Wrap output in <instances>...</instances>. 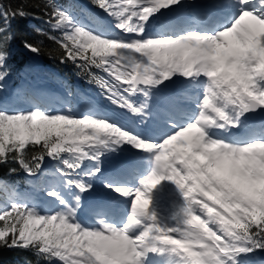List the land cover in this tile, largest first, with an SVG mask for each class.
I'll list each match as a JSON object with an SVG mask.
<instances>
[{
  "label": "snow or ice",
  "instance_id": "6c2138e0",
  "mask_svg": "<svg viewBox=\"0 0 264 264\" xmlns=\"http://www.w3.org/2000/svg\"><path fill=\"white\" fill-rule=\"evenodd\" d=\"M96 2L100 9L107 12L110 16L118 18V23L115 25L116 28L123 30L125 33L138 34V38L125 40L122 36L110 37L109 34L103 31H94L70 23L71 18L69 15L55 6L52 16L56 17L55 27L64 26L65 29H70L65 31L62 45L68 57L73 61L77 57L86 60L88 64L102 68L118 82L110 86L105 82V86L111 94L109 96L110 99L114 96L117 98L115 102L121 103L124 108L131 110L133 113L140 114L143 106H137L128 97L140 91L142 85L159 84L162 80L168 79L176 73L182 74L186 78L204 75L208 80V84L200 102L199 115L193 121H196L197 117H201L200 122L203 124L202 113L203 116L211 115L218 122L221 121V117L214 109L221 107L222 101L215 91L212 80L206 75L204 66H197L190 59L179 56L174 47L164 43L167 38H175L185 35L187 32L180 35H144L145 23L149 20V17L160 9L178 4L179 0H96ZM229 3L235 5L237 11L217 30L229 28V32L224 34L226 41L233 39L231 26L237 21L240 8L259 7L257 0H246L243 5H241V0H229ZM258 14L264 16V11H260ZM16 15L25 16L27 14L22 9L12 10L0 6V34L9 33L5 39H11L8 26L10 25V19ZM133 18H136L135 21H133ZM130 21H133V23L130 24ZM215 32L209 33L214 34ZM69 41L71 43H68ZM24 47L32 52L38 51L36 47L27 41ZM218 48L225 49V43H219ZM88 50H91V59L88 58ZM136 53L140 55L137 56ZM5 55L6 53L0 50V67L4 66ZM3 76L4 73L0 71V79ZM121 81L122 83H119ZM257 86L260 90H264L259 80L257 81ZM246 90L251 93L256 89ZM125 94L128 95L126 96ZM143 94L147 96L148 92L144 91ZM226 103L233 106L235 117L226 120L225 126H235L239 116L244 112L264 108V100H257L251 94L248 99H245L239 93L235 94V97L230 95ZM209 110L215 115L210 114ZM193 121L188 122L186 125L191 124ZM204 126L210 128L214 125L204 124ZM215 126L218 127V124H215ZM184 127H179L177 128L178 130L165 136L159 142H154L145 140L115 122H110L108 118L99 117L95 114L86 115L82 119H78L71 114L46 115L41 110L19 112L18 114H9L8 111L0 110V160H3L6 153L14 149H24L25 144L29 141L35 143L44 141L45 146L48 148V156H53L59 151H68L78 154L77 160H82L84 157H90L93 160L97 159L102 154L97 146L107 147L106 141L108 140L117 145L125 142L131 143L138 150H146L153 159V154L159 152L161 163H153L151 175L147 179L140 181L142 187L125 188L112 184L107 185L117 193H123L125 197H132L134 194L135 199L131 201L132 215L128 218L129 222L122 226L124 230L120 232L112 231L110 239L106 243L111 247L112 254L118 262L123 261V264H142V257H145L149 251H156L155 243H146L150 232L153 240L171 243L164 240L163 237L172 236L169 233L177 231L175 228L171 231L165 228L164 232H160L155 214H149L148 210L150 208L149 205L152 203L150 195L152 190L162 181H170L167 178L170 176L169 170L166 163H163L167 161L168 157L164 152L160 151L161 147H167L163 142L167 137L173 136V134ZM89 129L91 130L90 133L87 131ZM53 137H55L54 140L52 139ZM37 159L43 160V154ZM64 163L71 170L79 166L77 163H70L68 160H65ZM21 164L30 174L35 173L40 167L39 163L34 167H30L23 159H21ZM94 171H99V169L97 168ZM68 183H74L81 191H86L90 187V185H86L80 180H69ZM180 183H183V178H180ZM175 185L181 193L185 190L179 184ZM50 195L55 196L56 193L51 192ZM78 199L79 197H77ZM11 209V212L4 211L3 214H0V221L4 222L3 226L0 227V243H7L10 246L19 244L27 247L30 243L39 241L42 243L43 250H47L49 245L62 243L65 234L73 233L78 235L84 229H89L75 221L74 208H69L67 211L69 215H62V212H57L54 215L40 214L35 208L16 203L11 205ZM196 209L194 208L195 211ZM199 210L202 213H206L204 209ZM183 211L187 213L190 209L185 206ZM145 220L151 221V229H147L149 223H145ZM142 223L144 224L143 230L139 234L134 233L133 228ZM210 224L212 225L211 227L209 226ZM208 228L214 234L213 238L209 239L206 237L203 244L198 245L199 251L192 250L197 255L192 256L190 254V264H208L205 256L209 253L214 255L216 264H225L223 258L231 256L233 250L229 247L231 240L229 232L212 222L208 224ZM253 228L256 229L255 233L261 239H264V224L259 226L253 224ZM128 236L138 237V239L130 240L127 238ZM181 246L185 249L194 248L187 243ZM205 249H207V252H205ZM132 252L136 253L135 257L130 254ZM126 255L127 259H125Z\"/></svg>",
  "mask_w": 264,
  "mask_h": 264
},
{
  "label": "clouds",
  "instance_id": "9594fccd",
  "mask_svg": "<svg viewBox=\"0 0 264 264\" xmlns=\"http://www.w3.org/2000/svg\"><path fill=\"white\" fill-rule=\"evenodd\" d=\"M245 2L246 0H241V5ZM257 4L258 8L241 7L237 21L231 26V31L236 32L242 39L245 38L246 29L241 32H237V29H243L245 21L264 24V16L258 14L264 11V0H257ZM228 32L229 28L216 31L214 34L188 31L185 35L165 40L164 43L174 47L179 56L190 59L197 66H204V71L212 80L222 104L221 107L214 109L221 117L220 122L213 116H203L202 113L203 124L200 122L201 117H197L196 121L186 125L173 136L167 137L163 142L167 147H161L160 151L168 157L163 163H166L168 170L172 172L167 178L186 189L182 192L184 197H188L190 193H198L217 204H222L228 211L234 213L235 228L238 229L235 232L229 226L231 221L225 223L222 217L217 219L219 214L213 208L203 201H196L206 210L209 220L195 215L193 206L191 217L185 219L188 225L185 231L195 242H199L214 235L208 228L209 221L218 224L229 232L234 241H239L238 244L229 245L233 251L228 258L236 264L235 257L240 253L264 248V239L251 230L253 224L257 226L264 224V140L243 144L230 143L212 138L204 124L225 127V121L231 118L225 111L230 95L235 97V94L239 93L248 99L251 94L257 100H264V90L257 86L258 80L264 81V33L260 35L259 49L218 48L219 43H226L224 34ZM246 89L256 90L249 93ZM153 157L154 164L161 163L159 152L154 153ZM177 176L183 178L182 184ZM256 192H259L258 196ZM61 214L69 215L67 212ZM151 227V224L147 225V229ZM123 230L122 227L101 220L99 228L84 229L78 235L67 233L62 243L49 245L46 251L67 260L68 264H123V261H117L111 247L106 243L112 231ZM127 238L138 239L132 236ZM163 239L170 241L172 245L193 243L188 236L181 239L165 236ZM130 254L133 257L136 255L135 252Z\"/></svg>",
  "mask_w": 264,
  "mask_h": 264
},
{
  "label": "rangeland",
  "instance_id": "374dc122",
  "mask_svg": "<svg viewBox=\"0 0 264 264\" xmlns=\"http://www.w3.org/2000/svg\"><path fill=\"white\" fill-rule=\"evenodd\" d=\"M189 4L190 3L188 4L186 3L183 6L179 7L178 12H182L183 10L187 11V7L189 6ZM162 12L173 13V11L169 9L168 7V8L160 9L158 12L150 16L149 20L145 23V33H144L145 36L171 35L170 31L172 30V26L170 25L169 22L165 20L164 21L161 20L159 16ZM81 18L84 19L83 16ZM135 19L136 18H133V21H135ZM133 21H130L129 23L131 24L133 23ZM151 22H153L154 25L156 23L158 24L157 26H151ZM117 23H118V18L114 16H110L108 14V18L104 21L105 27L101 28V30L109 34L110 37L122 36L125 38V40H130L132 38H138V34L125 33L123 30L116 28L115 25ZM238 29L240 31H244V29H246L245 38L241 39L240 35H237L236 32H233L232 34L236 37V39L234 40L231 39L230 41H226L225 49L230 48V47L243 48L247 50H251L253 48L259 49L260 35L262 34V32L260 31V28L243 27V29L241 28H238ZM186 32L188 31L183 30V32L180 34H184ZM257 67L259 68V65H257ZM106 77H108V82L110 85L118 83L117 81H115V78L111 76L110 74L107 75ZM174 78H178V80L181 81L180 91L177 97L172 99L170 107L169 108L165 107L162 110L161 127L169 131L168 135L178 130L177 128L186 126L188 122L193 121V119H195L196 116L199 115L200 107L196 99L199 96L204 95L206 86L208 84V80L205 76H203L201 80H198L196 79V76L186 78L182 74H179V73L173 74L170 78L164 79L162 81L173 80ZM1 81L2 79H0V84H1ZM199 82H202V83L198 86L197 83ZM119 83H122V81ZM260 85L261 87H264V81H260ZM1 86L2 87H0V100H5L3 97V91H2L5 85H1ZM153 86L154 87L158 86V84L153 85ZM198 88L199 90H197ZM144 91L148 92L147 96L143 94ZM153 92L154 90L152 87H149V88L141 87L140 91H137L135 94L128 97L131 101H134L137 106H143L142 115L133 113L131 110L124 108L121 105V103L115 102L117 101L116 97L113 96L110 99L109 96L111 94L108 92V89L107 91L99 90L97 92H94L91 94V97H89L90 93L86 92L85 98L87 99L90 98V100L93 101L92 103H89V104L86 102L83 104V107L87 108L88 111L84 115L83 114L79 115L78 112H73L71 113V115L75 116L77 114L78 115L77 118H81L85 115H94V114L99 117H106L110 120V122L111 121L115 122L117 125L121 126L122 128L128 129L130 132L135 133L139 137H143L145 130L142 128V124L144 123L150 124V119L145 120V117L148 118V115H150L146 112L145 108H147V106L150 108L148 97ZM125 95L127 96L128 94H125ZM183 107H185V109H183ZM18 108L19 109L16 111L17 114L19 112H32L36 110H41L45 114H49L53 112V107L50 105L46 104L45 107H42L41 105H38V104H31L27 102L26 100H22L21 105H19ZM225 111L229 114L230 117H235V112L233 111L232 105H228ZM60 112H65V110L59 111V112L55 111L51 114H59ZM209 113L212 115H215L214 113H211V110H209ZM153 114H156V115H153ZM152 116L154 118H158L159 114L152 113ZM176 116L180 117V120H177V124L173 122ZM241 117H243V115L239 116L238 122H237L238 124H242L244 122L243 119H241ZM181 119H183L185 122H183V120ZM157 135H158L157 132L155 134L151 133L150 137L152 138H145V139L158 142L161 138L156 139V140L153 139V138H156ZM261 139H262L261 136H258V137L251 136L246 141L248 143V142H252L255 140H261ZM113 145L115 147L114 151L112 150ZM129 149H137V148L134 147L131 143L127 145H124V143L117 145L114 142H112V144L109 146V149L106 151L107 156L103 158L102 160H100L99 162V165H98L99 171L96 172V175L94 176L93 175L94 173H93L87 179H83V182L86 185H90L91 187L94 184L95 188L99 189V191H94V194H98L100 190L102 191L109 190L107 185H109L108 181L111 178H110V175L104 171V169L106 165L112 164L115 161H119L124 155H128L127 152ZM169 174L172 175V172L170 170H169ZM176 178L179 179L180 177L177 176ZM93 180L95 181L97 180L99 185L97 183H93ZM187 187L188 186H186V188ZM56 188H57L55 191L56 195L54 198H49V199L42 198L43 200L42 204L31 203V204H28L27 206L35 208L37 212L40 214L54 215L55 213L60 212V209L57 207L56 200L60 195H64L66 190L72 187H68L64 185L62 182H60V185ZM256 194L259 195V192H256ZM150 195H151L152 203L151 205H149L150 208L148 211H150L151 209L157 213L159 217L158 218L159 220L158 230L160 232H164L165 228H167L168 231H171L173 228H175L177 230L176 232L169 233L174 238L181 239L184 236H188L189 239L193 240V243L191 244L192 246L198 247V245L203 244L204 240L195 242L194 238L188 232L185 231L188 225L178 224L176 223V221H169V216L172 213L174 206L177 207L181 215L183 214V209L185 208V206H187L190 209L189 213L192 214V211H191L192 205H197L196 202L189 203L190 201L187 200V198L182 195L179 188L173 182L168 181V180H164L160 184H158L152 190ZM130 198L134 200L135 199L134 194ZM127 204H129L131 207V202H127ZM194 214L200 216L201 219H204L206 221L209 220L208 219L209 216L206 213H202L198 208L196 209ZM186 218L188 217H182V220H185ZM74 219L80 225L82 224L76 220L75 216H74ZM209 223H211V221H209ZM177 247L181 248L184 251L183 255H187L189 259L191 258L190 254L192 256H195L191 248L185 249L181 245H177ZM198 251H199V247H198ZM205 252H207V249H205ZM212 257H213V254L211 253L205 256V259L208 261V264H216V262L212 261Z\"/></svg>",
  "mask_w": 264,
  "mask_h": 264
},
{
  "label": "trees",
  "instance_id": "16d2710c",
  "mask_svg": "<svg viewBox=\"0 0 264 264\" xmlns=\"http://www.w3.org/2000/svg\"><path fill=\"white\" fill-rule=\"evenodd\" d=\"M96 8H100L96 0H89ZM76 0H0V6L12 10L22 9L27 15H16L10 19L9 31L11 39H5L9 33L0 34V50L6 55L4 58V69L12 75H19V61L23 57L37 59L41 64L47 67L36 65L34 75L47 81L52 85L61 84L68 88H78L84 80L96 84L101 79L104 71L95 65L88 64L86 60L79 57L73 61L68 57L63 48L64 26L55 27L56 17L52 16L54 6L64 10L69 3L74 5ZM28 21V22H27ZM37 48V52H32L24 47L25 42ZM68 43H71L70 41ZM88 58L91 59V50H88ZM99 59V58H97ZM87 66L85 67V65ZM53 140L55 137L52 138ZM48 152L44 141L35 143L29 141L22 150H13L6 153L5 158L0 160V201L6 200L9 190L15 188H26L25 182L36 184L32 181L31 174L25 170L21 164V159L30 167L38 163V157H43ZM68 151H59L57 155L60 162H64L61 155L65 156ZM90 159V157H85ZM61 170L69 171L68 166L62 165ZM67 173V172H65ZM219 215L217 218H223L225 223L231 221L229 225L232 231H238L235 228L234 213L227 211L221 204L214 209ZM259 218V212H257ZM4 224L0 221V227ZM256 231L255 228L252 229ZM239 243L232 238L230 244ZM228 258V257H227ZM264 258V248L254 249L252 252L240 253L235 257L236 264L247 260ZM14 259V260H13ZM14 264L20 261L24 264H62L59 257L53 256L49 251L43 250L42 243L39 241L30 243L27 247L21 245L10 246L7 243H0V264ZM233 263L232 259H229Z\"/></svg>",
  "mask_w": 264,
  "mask_h": 264
},
{
  "label": "bare ground",
  "instance_id": "6f19581e",
  "mask_svg": "<svg viewBox=\"0 0 264 264\" xmlns=\"http://www.w3.org/2000/svg\"><path fill=\"white\" fill-rule=\"evenodd\" d=\"M188 1H190V3H193V2H198L199 0H179V3L178 4L173 5V6H170L169 8L170 9L179 8V7L183 6L184 4L188 3ZM214 1H217V0H208V2H214ZM186 12L187 11H185V10H183L182 12H178V17L175 20L171 21L170 23L176 22L178 20H188L189 18H191L190 12L188 14H186ZM151 26H156V25H154L153 22H151ZM244 27L245 28H249V27L260 28V31L262 33H264V24H257L256 22H253V21H245L244 22ZM197 30H201L203 32L206 31L202 26H199ZM237 30H238V32H241L239 29H237ZM232 37H233L232 40L236 39V37L233 34H232ZM203 76L204 75L196 76V79L201 80V78H203ZM149 126L151 127L152 132H157V131L161 130V128H160V118L159 119L151 118ZM232 140L233 139H229L230 142H232ZM149 156H151V155L146 151V153H145V159H146V157H149ZM152 166H153V164H152ZM116 167H118V165H116ZM147 168H148V166H147ZM151 169L152 168L150 167L149 170H151ZM84 210L86 212L92 213L93 212L92 211L93 210L92 204H90L89 207H87V209L85 207ZM88 210H90V211H88ZM158 242L159 241H155V240H151L150 241V238L148 240H146V243L147 244L158 243ZM163 249H164L163 254H160L158 256L163 257L165 255V251H167L168 248H167V246H164ZM146 255L149 256L150 255V252H148ZM153 255H157L156 254V251H155V253H153Z\"/></svg>",
  "mask_w": 264,
  "mask_h": 264
},
{
  "label": "water",
  "instance_id": "95a60500",
  "mask_svg": "<svg viewBox=\"0 0 264 264\" xmlns=\"http://www.w3.org/2000/svg\"><path fill=\"white\" fill-rule=\"evenodd\" d=\"M260 108H257L256 110H249L247 111L248 114H253L254 112H256L257 110H259Z\"/></svg>",
  "mask_w": 264,
  "mask_h": 264
}]
</instances>
